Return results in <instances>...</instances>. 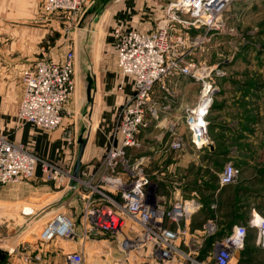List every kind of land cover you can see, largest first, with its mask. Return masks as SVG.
Segmentation results:
<instances>
[{"label": "built area", "instance_id": "2783aa9c", "mask_svg": "<svg viewBox=\"0 0 264 264\" xmlns=\"http://www.w3.org/2000/svg\"><path fill=\"white\" fill-rule=\"evenodd\" d=\"M179 1L169 4L164 12H156L153 31L121 26L112 29L116 65L123 78L131 79L133 93L115 112L99 173L85 166L77 178H72L71 161L63 167L41 158L0 130V185L34 180L39 171L42 180L57 189H71L70 204L79 208L83 239L97 235L113 241L122 255L121 259L112 258L113 264H230L235 251L244 246L247 228L255 229L256 245L264 250V215H261L247 226H235L230 233L213 240L200 258L206 240L203 237L209 239L218 228L210 220L201 237L189 232L187 222L202 207L200 196L194 192L167 205L159 203L157 191L161 184L156 176L146 171L141 160L127 158L128 151L141 149L137 135L147 127L148 113L152 114L148 104L153 86L172 75L187 76L199 84L196 103L185 109L183 123L195 150L208 147L207 118L218 92L217 80L224 73L221 66L211 67L203 58L194 60L191 55L202 54L210 48L212 40L234 32L223 16L236 0H190L189 6ZM92 3L93 0H40L39 9L44 17L72 20L82 16ZM45 48L40 47L39 58L21 74L23 95L16 106V123L45 133L59 131L62 142L72 151L78 135L73 123L64 127V120L70 116L68 105L75 90L74 52L66 50L56 60L46 56ZM184 145L183 138L175 135L169 148L180 151ZM239 175V168L225 165L218 173V184L232 185ZM76 229L72 217L58 213L49 218L37 234V241L41 244L58 238L74 241ZM184 242L193 247L190 252L180 248ZM20 248H8L10 255H17ZM28 260V256L23 258L24 262ZM64 264H86V261L83 253L77 251L68 253Z\"/></svg>", "mask_w": 264, "mask_h": 264}, {"label": "crops", "instance_id": "0c3cea01", "mask_svg": "<svg viewBox=\"0 0 264 264\" xmlns=\"http://www.w3.org/2000/svg\"><path fill=\"white\" fill-rule=\"evenodd\" d=\"M39 3L40 0H0V34L2 37L0 39V130L11 141L24 144L41 158L60 163L63 167L71 161L72 167L70 165V168H67L71 169L72 173L78 152L73 154L72 151H75V148L71 151L65 146L59 131L45 133L27 124L19 127L15 119L16 106L23 95L21 74L39 58L38 45L40 47L45 45L46 56L56 60L62 58L67 50L65 42L62 41V35L57 40L50 39L51 31H56L57 27H59L57 32L62 33L60 30L62 23L59 20L61 17L42 16ZM124 7H121L120 12L114 11L110 18L105 16L107 14L105 12L99 19L98 17L92 19L97 27L95 34L99 35L102 32L103 37L99 44L94 43L93 59L91 65H88L93 73L95 100L94 110L92 114L89 113L97 121L95 128L97 134L94 135L91 132L84 137L79 134V138H82L85 144L79 171L87 166L92 169L93 173H99V162L108 144L115 112L118 106L130 98L133 93L131 79L123 78L116 65L112 49V29L115 26H121L150 32L156 28V15L153 17L154 14H152L151 17L148 13L146 17H143L142 12H121L125 9ZM103 20L106 23L105 28L100 30ZM196 59L199 58L196 57ZM205 62L208 64V60ZM250 91L251 97H258L262 92L260 88ZM73 94L68 105L69 114L74 112L70 109L75 107L76 90ZM197 96L198 84L187 76L172 75L156 83L148 104L152 114L148 113L147 127L137 135L141 149L128 151L127 158L130 161L141 160L146 171L151 176H156L161 184L157 191L159 203L167 205L171 200L187 198L194 192L200 196L202 207L189 219L187 227L191 234H198L201 237V231L208 221L220 222L223 214L234 216L231 219V230L235 226H247L252 219L263 214L264 164L251 156L255 145L257 143L259 146L262 145L259 141L261 123L255 122V118L254 121H245L240 117L231 121L227 119L225 121L227 126H222V130L225 131L224 135L227 136L222 139V142L230 144V147L225 148L226 150L221 154L228 156L231 152L237 153L233 165L239 168L240 175L237 183L224 188L219 186L218 173L215 176L208 174V159L211 158L210 156H215L216 148L212 145L209 147L212 155L208 153L203 155V150H195L189 141L183 123L185 109L196 103ZM251 100L252 102L249 101L245 109L253 114L264 113V106L255 105V101ZM221 110L224 113H231L234 110L240 112V107L227 104ZM82 111L84 113L83 109ZM74 127L78 135V128L76 125ZM175 135L182 137L185 143L180 151L169 148ZM205 149L208 150V147ZM41 179V174L37 171L34 181L39 184ZM175 183L178 185H174ZM13 187L12 185H0V212L12 214L5 211L7 207H14V212L10 211L13 213L20 211L23 207L43 210L58 202L67 191V189H56L57 195L54 197L53 192L45 193L42 188L34 187L36 193H33L34 198H31L36 200V203L27 202L25 204L28 206H21V200L28 197L23 198L18 188ZM209 193H213L212 200L208 199ZM72 194L61 204L44 212L43 216L12 246H7L0 240V257L7 254L2 264H64L66 255L76 251L83 253L86 264H113L112 258L121 259L122 255L116 250L113 241L97 235L83 239L79 225V208L70 204ZM72 210H74L73 214L67 215L77 223L76 238H79L78 241L58 238L48 243L47 246L37 241V234L42 232L50 217L65 211L70 213ZM255 239V229L247 228L244 246L235 251L230 264H264V250L256 245ZM202 240H205V245L203 252L199 255L200 258L208 249V237H203ZM23 244L29 247L24 246L23 248ZM11 247L20 248L17 255H10L8 248ZM180 248L186 253L193 249L185 242L180 244ZM25 256L29 258L27 262L23 261Z\"/></svg>", "mask_w": 264, "mask_h": 264}, {"label": "rangeland", "instance_id": "374dc122", "mask_svg": "<svg viewBox=\"0 0 264 264\" xmlns=\"http://www.w3.org/2000/svg\"><path fill=\"white\" fill-rule=\"evenodd\" d=\"M174 1L175 0H93L92 5L80 17L72 18V20H65L60 16L61 18H59V20L62 23V25H60V30L62 33L60 34L57 32V30H59V27H57L56 31H51L50 39L54 41L62 35V41L65 42L67 50L74 52V77L76 79L75 90L77 96V98H75V107L70 109L74 112L70 111L71 115L67 117V120H64L65 128L69 125L68 123L76 125L78 128V138L79 134L83 135L82 137L87 136L88 133L91 132L94 135L97 134V132L95 133L97 121H95L93 115H90L95 106L94 94L91 95V104L88 103L87 96H85L88 71L90 75H93L92 69L88 67V65H91L93 59L94 43L99 44L101 38H103L102 32L99 33V35L95 34V28L97 27L92 19L95 17L99 19L105 12L107 13L105 16L110 18L114 11L120 12L123 6H125V9L121 12H142L143 17H146L149 13L151 17L152 14H154L153 17H155L156 12H164L169 4ZM223 19L225 24L234 29V32L225 34V36L222 37L219 36L212 40L211 44H209L210 48H208L207 51H203L202 54L191 55V58L194 60H198L196 57L199 59L203 58L205 61L208 60V64H206V62L205 64L211 67L221 66L224 73L223 76L217 80L218 92L214 99L212 111L208 116V150L203 149V155H207V153L210 155L209 147L212 145L216 148L217 153L215 152V156H210L211 158L208 159V174L213 176L219 173L221 168L225 165H233L234 157L237 156L235 152L229 153L228 156L221 154V152L226 150L225 148L230 147V144L222 142V139L227 136L226 134L224 135L225 131L222 130V126H227L225 122L227 119L231 121L240 117V119H244L245 121H254L255 118V122L261 123L262 129L259 131V141L262 145L259 146L257 143L251 156L264 164V113L261 114L257 112L253 114L251 111L249 112L245 109V106L247 107L249 105V101L252 102L251 99L255 101V105L258 104L260 107L264 106V0H236L227 7ZM105 24L103 20L100 30L105 28ZM1 38L0 34V39ZM39 47L40 45H38V52L40 51ZM258 88H260L262 92L259 93L258 97H251L250 90ZM227 104L239 105L240 112L234 110L231 113H224L221 109ZM259 114H261V116H259ZM222 122L225 123L222 124ZM247 125L248 123L246 122V127ZM247 133L249 134V132ZM74 148L75 151H72L73 154L78 152V142ZM238 178L235 183L239 181ZM12 186H14L13 188H18L17 190L20 192V196H23V198L25 196L28 197L25 200H21V206H28L25 204L27 202L36 203V200L31 198H34L33 193H36L33 189L34 187L37 189L38 187L42 188L45 193L53 192L54 197L57 195V187H54L53 184L43 181L42 179L39 184L34 180H30L17 186ZM24 208L30 207H23L21 210ZM13 210H15L14 207H7L5 211L13 213ZM73 212L74 210L70 213L67 211L62 213L72 215ZM262 215H264V211ZM78 240L79 238H76L74 242ZM43 245L47 246L48 243ZM25 247L28 248L29 246L26 245Z\"/></svg>", "mask_w": 264, "mask_h": 264}, {"label": "water", "instance_id": "95a60500", "mask_svg": "<svg viewBox=\"0 0 264 264\" xmlns=\"http://www.w3.org/2000/svg\"><path fill=\"white\" fill-rule=\"evenodd\" d=\"M86 82L87 101L89 104H91L90 102L91 95L93 94L94 78L92 75H90L89 72L87 73ZM84 145V140L82 138H79L78 154L75 161L74 170L71 173L72 178L78 177V172L81 168V157L84 151ZM72 193L73 191L71 189H68L67 191H65L58 202L44 208L43 210H38L35 208H24L12 214L0 212V240H2L7 246H12L20 238L21 235L29 230L43 216L44 212L64 202L71 196Z\"/></svg>", "mask_w": 264, "mask_h": 264}, {"label": "trees", "instance_id": "16d2710c", "mask_svg": "<svg viewBox=\"0 0 264 264\" xmlns=\"http://www.w3.org/2000/svg\"><path fill=\"white\" fill-rule=\"evenodd\" d=\"M227 186H230V185H227ZM224 187H226V186H224ZM224 187H222V188H224ZM212 197H213V193H209L208 194V199L210 198V200H212ZM218 206H219V203H218ZM232 217H234V216H229L227 214H223L222 220L220 222H216L218 230L213 236H211L208 239V248L210 246V243L213 240L219 239V238L225 236L226 234H228L231 231V227H232V220L231 219H232ZM6 256H7V254L5 253L4 256L2 255L0 257V261H1L0 264L4 263V260H6Z\"/></svg>", "mask_w": 264, "mask_h": 264}, {"label": "bare ground", "instance_id": "6f19581e", "mask_svg": "<svg viewBox=\"0 0 264 264\" xmlns=\"http://www.w3.org/2000/svg\"><path fill=\"white\" fill-rule=\"evenodd\" d=\"M180 2V4L182 3H184L185 4V6H189L192 2L190 1V0H180L179 1ZM186 33V32H185ZM188 33V32H187Z\"/></svg>", "mask_w": 264, "mask_h": 264}]
</instances>
